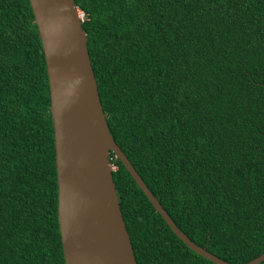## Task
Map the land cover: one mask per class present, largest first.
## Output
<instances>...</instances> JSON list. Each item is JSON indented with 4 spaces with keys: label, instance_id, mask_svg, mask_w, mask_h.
I'll list each match as a JSON object with an SVG mask.
<instances>
[{
    "label": "trees",
    "instance_id": "trees-1",
    "mask_svg": "<svg viewBox=\"0 0 264 264\" xmlns=\"http://www.w3.org/2000/svg\"><path fill=\"white\" fill-rule=\"evenodd\" d=\"M75 2L110 133L148 188L209 252L236 264L262 253L264 0ZM110 159L137 264H215ZM0 264H65L29 0H0Z\"/></svg>",
    "mask_w": 264,
    "mask_h": 264
},
{
    "label": "water",
    "instance_id": "water-1",
    "mask_svg": "<svg viewBox=\"0 0 264 264\" xmlns=\"http://www.w3.org/2000/svg\"><path fill=\"white\" fill-rule=\"evenodd\" d=\"M45 58L65 264H137L113 179V152L185 245L215 264H236L190 239L114 140L75 0H29ZM264 251L239 264H258Z\"/></svg>",
    "mask_w": 264,
    "mask_h": 264
},
{
    "label": "built area",
    "instance_id": "built-area-1",
    "mask_svg": "<svg viewBox=\"0 0 264 264\" xmlns=\"http://www.w3.org/2000/svg\"><path fill=\"white\" fill-rule=\"evenodd\" d=\"M80 18H81V19L83 18V13H82V12H80Z\"/></svg>",
    "mask_w": 264,
    "mask_h": 264
},
{
    "label": "clouds",
    "instance_id": "clouds-1",
    "mask_svg": "<svg viewBox=\"0 0 264 264\" xmlns=\"http://www.w3.org/2000/svg\"><path fill=\"white\" fill-rule=\"evenodd\" d=\"M82 12V11H81ZM82 20V19H81Z\"/></svg>",
    "mask_w": 264,
    "mask_h": 264
}]
</instances>
